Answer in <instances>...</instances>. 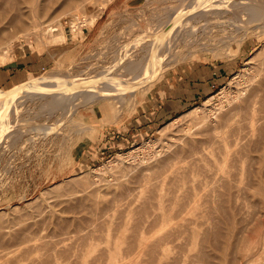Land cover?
<instances>
[{
  "label": "rangeland",
  "instance_id": "obj_1",
  "mask_svg": "<svg viewBox=\"0 0 264 264\" xmlns=\"http://www.w3.org/2000/svg\"><path fill=\"white\" fill-rule=\"evenodd\" d=\"M14 1L0 0V65L28 60L16 87L108 73L126 83L96 98L65 85L55 103L29 94L0 112V264H264V106L247 103L264 0L192 19L157 74L138 66L181 0H28L18 14ZM210 70L220 80L188 98L191 75ZM179 71L192 78L183 98Z\"/></svg>",
  "mask_w": 264,
  "mask_h": 264
},
{
  "label": "bare ground",
  "instance_id": "obj_2",
  "mask_svg": "<svg viewBox=\"0 0 264 264\" xmlns=\"http://www.w3.org/2000/svg\"><path fill=\"white\" fill-rule=\"evenodd\" d=\"M7 1V0H6ZM17 1V0H16ZM14 1V2H16ZM28 2V0H18L17 4H14L15 6V11L17 10V14H18V10L20 11L21 8L24 6V2ZM67 1H70V0H67ZM72 1V0H71ZM26 2V3H27ZM21 3V4H20ZM69 3V2H68ZM181 5H177V7H175L174 11H178V14L177 16H173L170 20H169V27L167 26L162 32H158L159 35H158V46L156 49H153L152 51H150V53H148L147 55V58H145V62L144 65H139L138 66V69L139 67L142 68L141 66H144V68H150V71L151 72L150 74H152L153 72H156V68L153 67L154 64L155 66L157 67V69L159 68L160 66V63H161V60L164 59V57H162L164 55V52H166L167 54L170 53L171 49H172V46L175 44H173V40L174 38H176V35L179 34L178 31H180L181 28H186V26H188V24H190V21L192 19H194L195 17L197 16H205V15H209V14H217L219 12H222V11H225V10H231V7H234L235 5L232 4V1L231 0H181ZM235 3V2H234ZM66 4V3H65ZM13 5V4H12ZM239 5V4H238ZM13 6V7H14ZM240 6V5H239ZM13 7L11 8L12 10ZM263 9V8H262ZM23 10V8H22ZM103 10V9H102ZM235 10V9H233ZM231 10V11H233ZM9 11V10H8ZM7 11V12H8ZM226 11V12H227ZM11 12V11H10ZM10 12H8L10 14ZM237 12V11H235ZM7 13V14H8ZM21 13V12H20ZM19 13V14H20ZM23 13V12H22ZM175 13V12H174ZM264 13V12H263ZM8 14V15H9ZM237 14V13H236ZM2 15V14H1ZM4 15V14H3ZM2 15V16H3ZM176 15V14H175ZM247 15V14H246ZM7 15H4V21H7L5 20ZM10 16V15H9ZM17 16V15H16ZM22 16V15H21ZM15 17V16H14ZM209 17V16H208ZM249 17V16H248ZM23 18V17H20V19ZM2 19V18H1ZM1 19H0V23H1ZM7 19L10 20V18L7 17ZM13 19V18H12ZM11 19V20H12ZM16 19V17L14 18ZM198 19V18H197ZM5 22L6 25L8 27L10 26H18V27H21L22 25H24V22L23 20H18L17 22L15 20H13L14 22ZM195 20V19H194ZM207 20V19H206ZM193 21V20H192ZM32 25H34L35 27L38 25V23L36 22L35 19L32 20ZM255 23H259V22H255ZM255 23H252L251 25L255 24ZM173 24V25H172ZM243 24V23H242ZM250 24V23H249ZM172 25V26H171ZM171 26V27H170ZM5 27V25H4ZM7 27V28H8ZM46 28H48V26L45 25ZM3 28V27H2ZM37 28V27H36ZM2 30V29H0ZM3 30H6V27L5 29L3 28ZM2 30V32H3ZM33 30V29H32ZM36 30V29H34ZM43 30V29H42ZM57 28L55 27H49L47 29V31H56ZM44 31V30H43ZM46 31V30H45ZM192 31V30H191ZM1 32V31H0ZM54 35V34H53ZM180 35V34H179ZM60 36V35H58ZM165 36V38H164ZM58 38V37H57ZM164 39V40H163ZM176 40V39H175ZM152 47V46H151ZM148 50V49H147ZM162 50L164 51L163 52V55L160 54V52H162ZM173 51V50H172ZM171 54V53H170ZM169 55V54H168ZM167 55V56H168ZM166 56V54H165ZM170 56V55H169ZM167 58V57H166ZM165 58V59H166ZM170 59V58H169ZM132 62V61H131ZM136 62V61H135ZM154 63V64H153ZM127 64V63H126ZM137 64V63H135ZM127 65H130V64H127ZM124 66V65H123ZM108 68V67H107ZM106 68V70H107ZM144 68H142L144 70ZM161 68V67H160ZM141 69V70H142ZM127 72L128 69H125ZM130 70V69H129ZM148 70V69H147ZM161 70V69H159ZM108 71V70H107ZM120 71V70H119ZM131 71H134L133 69ZM104 71H102L101 73H103ZM258 76L260 77V81L257 82V85L251 89L250 92H252L251 96L252 97H248L249 99L247 100V103L249 102L250 98L252 99L254 96L257 97V102L260 101V106H264V61L260 64L258 70ZM107 73V72H106ZM105 73V74H106ZM131 73V72H130ZM129 73V74H130ZM145 73H148V72H144ZM82 74V72H81ZM104 74V73H103ZM111 73H108V78L104 76L100 77V75L98 74L96 77L94 76L93 78L91 77H82L80 79V81L78 82H66L64 81L63 79H60V78H54V77H51V76H41L39 77L38 79H35L34 77L32 78H28L25 80V82H23L21 84V86H18L16 88H13L11 90H9L8 92H5L3 95L0 96V112L3 113V112H6L8 110V108H10V106H12L13 104H16L18 105L17 103L19 102V99H21L23 96L25 95H29V94H42V93H47V95H52V102H56L58 100V95L62 94V93H59V90L60 89H63L65 87V85L69 86V87H77V92H80L81 90L82 91V94H85L87 95V97H100V96H107L109 94L112 95V93L116 92V88L115 86H113L114 82L115 83H120V84H123L124 86V83H126L125 80H120L122 79V77L125 75H121L122 77L120 76H116V77H110ZM134 74V73H132ZM136 74V73H135ZM138 74V73H137ZM141 74H142V71H141ZM157 74V72H156ZM159 74V72H158ZM84 75V74H83ZM110 75V76H109ZM115 75V74H114ZM117 75V74H116ZM131 75V74H130ZM106 76V75H105ZM127 76V75H126ZM142 76V75H141ZM139 75H135L134 76V81L136 80H139L140 78H142ZM158 76V75H157ZM65 77V76H64ZM257 77V79L259 78ZM78 78V77H77ZM139 78V79H138ZM153 78V77H152ZM123 79H126V78H123ZM256 79V80H257ZM128 81V80H127ZM141 81V80H140ZM139 81V82H140ZM60 82V83H59ZM64 84H62V83ZM130 82V81H128ZM138 82V83H139ZM254 82V81H253ZM255 82V83H256ZM75 83H78V84H75ZM134 83V82H133ZM129 84V83H128ZM251 84V83H250ZM128 86V85H127ZM120 93H123V92H120ZM55 94H57V96H55ZM119 94V93H118ZM63 95V94H62ZM254 95V96H253ZM31 96V95H30ZM45 96V95H44ZM73 96V95H72ZM77 96V95H76ZM110 96V95H109ZM67 97V96H66ZM84 97V96H83ZM71 98V97H69ZM79 99V98H78ZM254 99V98H253ZM21 101V100H20ZM70 101V100H69ZM254 101V100H252ZM80 103V102H79ZM251 103V100L248 104ZM57 104V103H56ZM54 104V105H56ZM63 105V104H62ZM248 106V105H247ZM61 107V106H60ZM67 110V109H66ZM73 111V110H72ZM247 111V110H246ZM245 111V112H246ZM8 113V111H7ZM10 113V112H9ZM8 113V114H9ZM7 115V114H6ZM5 115V116H6ZM11 115V114H10ZM9 116V115H8ZM2 117V116H1ZM254 117V116H253ZM9 123V122H8ZM11 123V122H10ZM4 124V123H3ZM6 125V123H5ZM10 125V124H9ZM5 127V126H4ZM10 127V126H9ZM11 130V129H10ZM13 130V129H12ZM43 130V129H42ZM5 131V130H3ZM12 132V131H11ZM1 134V132H0ZM5 135V134H4ZM0 137H2V134L0 135ZM170 231V230H169ZM158 241V240H157ZM156 241V243H157ZM163 242V241H162ZM148 246V245H147ZM152 247V245H151ZM140 256V255H139ZM120 263V262H119ZM132 264V263H131Z\"/></svg>",
  "mask_w": 264,
  "mask_h": 264
},
{
  "label": "crops",
  "instance_id": "obj_3",
  "mask_svg": "<svg viewBox=\"0 0 264 264\" xmlns=\"http://www.w3.org/2000/svg\"><path fill=\"white\" fill-rule=\"evenodd\" d=\"M82 32H83V30H82ZM205 61L207 63L206 65L208 66V68H212V67L216 68V67L221 66V65L216 64L217 62L213 63V61H216L213 59L211 61L206 59ZM27 62H28V60L14 59L12 61H9L7 63L0 65V89L4 88L6 86L11 87L14 84H16L15 81L18 79V76H20V74L23 71H25L27 68H29V66L26 65ZM195 73H193L194 75H191V77H195V80H197L199 82L198 87L197 88L195 87L194 90H189L190 94H187L188 98H190V95H191L192 96L191 98H193V99L199 98L201 96V93H204L205 90H208L210 87H214V85L220 80V77H222V75H221L222 73L220 71L217 72V70L207 71V74H205L206 76L200 75L199 73H196V74ZM178 74L179 75L176 74V75L172 76L173 79L177 78L176 80H174V83L176 86H175L174 90H172V94L178 93V95H179V93L181 91L182 92L181 97L183 98L184 93L186 91V89H182V86L184 85V83H186L185 79L191 81L192 78H187L186 74H183L182 71H179ZM163 81H164V78L160 79L159 82L152 85V87L148 90V92L146 94V99H147L146 101H148L151 106H153L152 103L157 104L161 101V98L159 100L158 97H160L159 93H161L164 88L161 89V87L160 88L157 87V90H154V87H156V85H158V84H162ZM192 84L194 85V83H192ZM17 85H18V83L11 88L8 87L9 89L0 90V93L7 92V91L15 88ZM153 96L155 97V99H153ZM157 106H158V108H160L162 105L161 106L157 105ZM95 127L98 130H99L98 127L101 128L100 125L99 126L96 125Z\"/></svg>",
  "mask_w": 264,
  "mask_h": 264
}]
</instances>
